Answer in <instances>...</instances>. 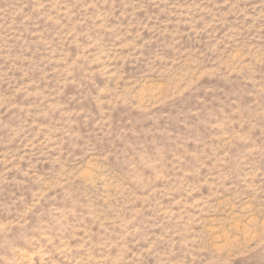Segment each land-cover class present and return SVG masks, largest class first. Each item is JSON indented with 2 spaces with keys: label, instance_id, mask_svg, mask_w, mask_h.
Here are the masks:
<instances>
[{
  "label": "rangeland",
  "instance_id": "rangeland-1",
  "mask_svg": "<svg viewBox=\"0 0 264 264\" xmlns=\"http://www.w3.org/2000/svg\"><path fill=\"white\" fill-rule=\"evenodd\" d=\"M0 264H264V0H0Z\"/></svg>",
  "mask_w": 264,
  "mask_h": 264
}]
</instances>
